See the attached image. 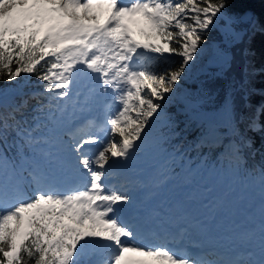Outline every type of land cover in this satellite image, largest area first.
<instances>
[{
    "label": "snow or ice",
    "instance_id": "obj_1",
    "mask_svg": "<svg viewBox=\"0 0 264 264\" xmlns=\"http://www.w3.org/2000/svg\"><path fill=\"white\" fill-rule=\"evenodd\" d=\"M234 2L244 0H0V66L8 69L0 76L8 85L0 87V205L24 197L0 208V264H79L95 238L115 249L108 264H264V223L244 234L241 251L195 240L183 246L187 230L154 223L141 195L151 177L167 172L162 183L197 156L239 170L242 150L252 147L235 117L234 82L225 84L220 107L208 109L192 77L207 53L197 76L225 79L232 49L264 35L253 13L229 11ZM213 29L222 39L207 45ZM238 50L251 54L248 47ZM146 54L177 59L157 71L137 63ZM241 71L243 91L247 64ZM22 75L34 76L38 88L25 92L17 83ZM185 78L194 86L181 89ZM74 84L77 96L81 88L110 96L105 139L76 138L75 117L64 103ZM262 116L264 103L247 118L246 130L264 135ZM228 126L233 135L224 139ZM69 174L83 187L63 190ZM244 180L264 189V171L244 172ZM223 203L221 197L214 207ZM142 231L184 254L137 243Z\"/></svg>",
    "mask_w": 264,
    "mask_h": 264
},
{
    "label": "trees",
    "instance_id": "obj_2",
    "mask_svg": "<svg viewBox=\"0 0 264 264\" xmlns=\"http://www.w3.org/2000/svg\"><path fill=\"white\" fill-rule=\"evenodd\" d=\"M232 12H244L250 11L256 17H258L262 23H264V0H244L243 3L234 2L232 7L229 9ZM210 40H221V34L218 30L213 29L208 35ZM245 44L238 45L237 48L232 49L235 59L232 64V68L228 72L227 76L223 80H215L205 76H197L195 73L193 79L196 80L197 84H200L205 96V107L208 109L219 108L224 99L225 84L231 80L233 81L232 87L235 90L234 98L238 97L240 105L235 112L236 120L239 122L240 133L245 137H251L253 144L251 148H244L241 152V165L245 170H253V173L259 174L258 170L264 171V135L260 133H251L246 130L247 118L250 117L255 108L264 103V35L257 32L248 40L245 37ZM248 47L251 50V54L248 57H242L239 52V48ZM149 56V57H148ZM177 58H172L167 61L161 60L158 57L146 54V59L143 60V64H150L153 70L162 69L165 64H174ZM247 64L248 72L244 75L246 87L243 91L237 88L241 77L242 68ZM178 66V64H176ZM14 70V65L12 66ZM8 69H4L0 66V76H4ZM213 71H215L213 69ZM193 79L186 80L184 83L188 88L193 87ZM17 83L24 89L25 92L30 93L37 89L39 82L36 81L34 76L22 75L18 78ZM0 87H8L3 79H0ZM180 87V86H179ZM181 88V87H180ZM247 93V95H245ZM243 97V98H242ZM247 104V106H246ZM169 107H172L171 105ZM264 121V116L261 117ZM232 133L222 128V138L227 139L232 137ZM217 162L208 160L207 163ZM191 164L201 163L199 156L196 161L190 162ZM180 171L175 175H171L172 178H181L184 180L185 172L182 169V165H179ZM95 241V239H94ZM90 242L85 248L81 250L79 256V264H84L85 260L93 253L95 244Z\"/></svg>",
    "mask_w": 264,
    "mask_h": 264
},
{
    "label": "rangeland",
    "instance_id": "obj_3",
    "mask_svg": "<svg viewBox=\"0 0 264 264\" xmlns=\"http://www.w3.org/2000/svg\"><path fill=\"white\" fill-rule=\"evenodd\" d=\"M214 41L220 40H210L207 38V45H212ZM206 45H201V47H205ZM206 53L201 55L197 65L192 71V76L197 72L196 69L200 68L204 63ZM141 60H138L137 63H140ZM189 78H185L181 84V89H186V84L184 83ZM90 84L93 82H89ZM78 85L74 84L72 89V95L67 100V105L69 110L73 113L75 118H80L85 116L86 114L91 113L92 118L94 115L93 110L90 107L91 102H98L99 104L106 103V98L101 97L100 91L97 89L95 92H89L87 88H81L79 96L76 95ZM240 105L239 98H234V108L235 112ZM107 111V108H106ZM92 123V122H91ZM82 132H76V138L86 136L80 134ZM89 133L87 135H90ZM92 145L86 146L91 149ZM241 155L239 157V166L241 169H234L231 165H229L224 160H220L214 163H200L192 165H183V169L186 172L185 181L181 182L179 179H166L165 182L168 183V187L171 188V191L175 194L174 200L170 202L176 205L178 198L188 197V202L190 199H194L199 201L200 204H203V208L207 211L206 214L208 217L212 218L216 221H223L225 225L228 223H233L236 221V211L241 210L242 202L252 201L251 195L253 193L260 191L262 198H264V189L258 184L248 183L244 180V172L245 173H253V170H244L241 166ZM261 170L258 171L260 173ZM167 172L163 173L165 176ZM74 180L71 178L69 174V179L63 184H71ZM80 187H83L82 184H78ZM240 189V191H239ZM68 190V189H63ZM241 194V196H240ZM223 197L224 203L218 207H214L217 201ZM24 197H17L16 199H23ZM16 199H11L9 201H5L0 208L7 209L12 206L16 202ZM8 203V204H7ZM220 216V218H219ZM263 216V215H261ZM232 220V221H231ZM240 224V223H239ZM219 227V225H218ZM142 240V239H141ZM90 244V243H89ZM97 252L93 258L94 260H99L101 257L106 256L109 252V245H106L101 238H97Z\"/></svg>",
    "mask_w": 264,
    "mask_h": 264
},
{
    "label": "bare ground",
    "instance_id": "obj_4",
    "mask_svg": "<svg viewBox=\"0 0 264 264\" xmlns=\"http://www.w3.org/2000/svg\"><path fill=\"white\" fill-rule=\"evenodd\" d=\"M116 107H118V105L116 106ZM85 121H86V123H88V122H91V117L90 116H85ZM78 128V127H77ZM79 129V128H78ZM80 131V129L77 131V133ZM75 185H78V183L77 182H72L71 184H70V186H75ZM62 189H70V186L68 185V184H63V183H61L60 185H59ZM239 191H240V189H239ZM166 195V193L165 192H163V198L164 199H166V197H164ZM240 196H241V194H240ZM174 199H176L175 198V194L174 193H172L171 195H170V198H169V200H174ZM219 218H220V216H219ZM207 220H208V224H209V226L214 230V231H217L218 230V225H219V227H221L220 228V230H218L219 232H222V229L224 228L223 226L225 225L224 223H223V221H216V220H213L212 218L209 220L208 218H207ZM217 229V230H216ZM210 242V240H208V238L207 239H205V241L203 242V243H209ZM213 245H214V243H212ZM109 249H110V252L106 255V256H103V257H101L99 260H92L89 264H108V261H109V259L113 256V253H114V251H115V249H113L111 246H109ZM130 257L131 258H133V259H136V258H138V257H135V255L134 254H130ZM143 259H147V258H143Z\"/></svg>",
    "mask_w": 264,
    "mask_h": 264
}]
</instances>
